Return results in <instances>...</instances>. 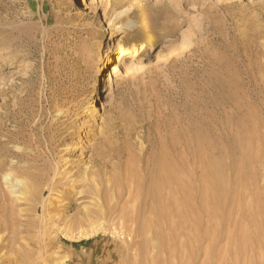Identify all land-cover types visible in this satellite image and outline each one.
<instances>
[{
    "label": "rangeland",
    "instance_id": "374dc122",
    "mask_svg": "<svg viewBox=\"0 0 264 264\" xmlns=\"http://www.w3.org/2000/svg\"><path fill=\"white\" fill-rule=\"evenodd\" d=\"M119 2L0 0V264H264V0Z\"/></svg>",
    "mask_w": 264,
    "mask_h": 264
},
{
    "label": "bare ground",
    "instance_id": "6f19581e",
    "mask_svg": "<svg viewBox=\"0 0 264 264\" xmlns=\"http://www.w3.org/2000/svg\"><path fill=\"white\" fill-rule=\"evenodd\" d=\"M124 0H120V2L118 3L120 6L122 5V2H123ZM135 9H137V6L135 5V4H133V5H129V6H127V7H123V11L121 12V13H123L124 14V16H126V18L128 19V23H126V26H125V30H124V32H126V31H128V32H133V25L135 24V21H133V19H131V16L134 14V12H135ZM109 49H111V44L108 46V50ZM88 111L90 112V109H88ZM91 114V113H90ZM92 115V114H91ZM76 149H77V147H76ZM79 149H81L82 150V148H79ZM83 150L81 151V157H83ZM71 179V178H70ZM88 174L85 172V173H83V175H82V178L80 179V180H78V178H77V181H76V179L75 180H70V183H74V184H77V185H79V183L80 182H82L84 185L88 182ZM16 185L18 186V187H20V189L22 190V192L20 193V199H22V200H28V198H30V194L28 193V186H27V184L24 182V181H20V180H17L16 181ZM91 185L95 188V189H98V186H97V184L94 182V180L93 181H91ZM81 188H83L81 191H79V192H77L80 196L81 195H83L84 194V189H85V187L82 185H79ZM78 186V187H79ZM78 187L77 186H73L72 188H73V190H76V189H78ZM79 187V188H80ZM175 200V199H174ZM175 202V201H174ZM92 216H93V214H92ZM86 217H88V215L86 216ZM95 219V218H94ZM92 220H93V218H92ZM92 222V221H91ZM103 228V227H102ZM98 229H100V228H98ZM102 230V229H101ZM65 231H67V229L65 230ZM95 232V231H94ZM96 233V232H95ZM89 234V233H88ZM93 234V233H92ZM90 235H91V233H90ZM68 236V235H67ZM82 236H84V237H89L87 234H83ZM92 237V236H91ZM58 264V263H57ZM59 264H66V258H62V260H61V262L59 263Z\"/></svg>",
    "mask_w": 264,
    "mask_h": 264
}]
</instances>
